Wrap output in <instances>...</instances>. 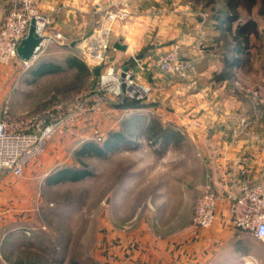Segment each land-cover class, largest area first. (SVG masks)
Returning a JSON list of instances; mask_svg holds the SVG:
<instances>
[{
  "label": "rangeland",
  "instance_id": "374dc122",
  "mask_svg": "<svg viewBox=\"0 0 264 264\" xmlns=\"http://www.w3.org/2000/svg\"><path fill=\"white\" fill-rule=\"evenodd\" d=\"M14 3L15 0L9 4L5 15ZM221 5L220 0H115V3L110 4V9L104 11L103 18L100 13L92 14L88 21L89 31L78 43L79 57L83 40L106 26L111 28L108 56L113 59L116 68L121 67L124 61H116L114 57L113 31L119 21L128 17L129 12L146 10L152 25L162 23L164 16L170 20L166 25L167 33H174L176 37L168 44V48L173 43L186 41L188 45H182L181 53L185 58L195 60V69L187 79L160 73L155 63L166 50H157L155 47L151 49L153 54L148 64L129 56L125 63L134 61L131 65L134 79L150 86V96L144 102L124 99L115 102L108 98L102 111L87 116L95 119L93 130L77 136V140L67 146L58 170L81 168L82 164L76 157L81 145L93 141L102 146L112 131L123 132L130 143H122L119 149L104 157L82 159L91 175L81 181L43 186L40 189L43 202L30 222L33 227H0V264H71L73 261L78 264H112L117 259V243L115 237L110 240L107 238L116 233L118 227H136L141 218L146 223H154L158 219L159 223L169 227H193L196 200L212 185L211 176L209 173L204 176L206 169L199 162L202 153L196 135L189 137L190 140L184 138L175 146L176 143L163 146L151 142L148 137L140 140L130 138L123 125L129 123L131 127L142 128L141 119L146 118L145 122L156 119L161 126L180 131L183 121H188L195 131L200 124L197 119L199 113L204 110L210 113L216 111L212 91L217 84L213 81V74L220 71L222 63L219 57L207 59L206 48L210 47L208 38L219 35L213 28L215 23L211 15L212 9ZM120 11H124L126 17L109 22L108 15H117ZM256 19L262 38L253 40V43L259 48L264 46V20ZM183 36L185 39H182ZM189 51H192L191 55ZM40 59L28 70L24 71L23 66H19L21 79L28 80L39 73L43 66L39 64ZM136 62H139L142 69ZM251 64L250 69L238 71L236 79L244 90L249 91L245 95L252 97V88L264 87V50L255 51ZM73 77L72 74L61 78L58 76L51 81V85L68 84L70 79L73 83ZM99 78V75H91L89 79L81 81L71 94L94 91ZM205 86H208L207 91ZM204 90L209 96L203 95ZM67 98L60 92L51 93L45 102L17 119L51 109ZM255 106L253 110L262 111ZM182 158L189 160V166L177 163ZM135 174L142 178L141 185L136 190L133 186L129 187L126 197L130 196L131 199L124 202V186L133 181ZM158 190L169 194L165 204L168 211L166 216L163 215L165 208L162 207L156 215L150 214L149 202L157 201L154 194ZM134 191L138 192L136 199L133 198ZM137 206H141L142 211L135 217ZM241 263L239 261L237 264Z\"/></svg>",
  "mask_w": 264,
  "mask_h": 264
},
{
  "label": "crops",
  "instance_id": "0c3cea01",
  "mask_svg": "<svg viewBox=\"0 0 264 264\" xmlns=\"http://www.w3.org/2000/svg\"><path fill=\"white\" fill-rule=\"evenodd\" d=\"M12 1L0 0V23ZM112 2L115 3V0H40V9L50 20V33H59L64 40L49 46L39 61L43 65L39 73L28 80L21 79L17 63L0 67V117L5 108L12 118L23 117L45 102L51 93L60 92L70 97L71 91L81 81L90 78V69L79 57L78 43L89 31L88 21L92 14L100 13L103 18L104 11L110 9ZM150 22L146 10H142L129 12L126 19L117 23L112 43L119 41L127 45L126 52L114 50L116 61H124L121 66L133 69L131 65L134 61L125 63L129 56L148 64L153 47L167 50L168 44L174 41V33H167L166 30L169 19L164 16L159 25L154 24L155 21L154 25ZM182 39H185L184 36ZM181 44L188 45L186 41H181ZM189 53L191 55L192 51ZM71 74L74 76L73 83L70 79L68 84L51 85V81L58 76ZM205 87L207 91L208 86ZM252 89L251 97L245 95L249 91L244 90L237 79L217 84L212 91L216 111L199 113L197 119L200 124L195 131L188 121H183L179 131L180 142L195 135L200 142L202 155L199 162L206 169L203 174L206 176L209 173L219 196L216 224L209 231L201 232L192 227H169L159 223L158 219L154 223H146L141 218L136 227H118L116 233L107 238L115 237L117 243V259L112 264H237L246 256L264 261V245L228 222L224 197L228 191L237 193L244 182L264 183V87ZM206 91L203 95L209 96ZM254 106L262 111L253 110ZM94 120L91 116L86 117L70 131L58 133L44 153L26 165L23 177L17 178L10 172L0 173V227H33L30 222L43 202L40 189L47 185V178L63 163L67 146L77 140V136L93 130ZM241 121L246 123L243 131L240 129ZM135 132L139 135L136 139L143 138L141 128ZM138 142L142 145L141 141ZM155 144L163 145L160 140ZM177 163L189 166L187 158ZM141 179L135 174L133 181L124 186V202L131 199L126 197V191L131 186L136 190L141 185ZM134 192L133 198L136 199L138 192ZM154 196L157 201H150L148 207L150 214L156 215L159 208H165L169 194L158 190ZM125 209L123 206V211ZM166 210L165 216L168 214ZM141 211V206H137L135 217Z\"/></svg>",
  "mask_w": 264,
  "mask_h": 264
},
{
  "label": "built area",
  "instance_id": "2783aa9c",
  "mask_svg": "<svg viewBox=\"0 0 264 264\" xmlns=\"http://www.w3.org/2000/svg\"><path fill=\"white\" fill-rule=\"evenodd\" d=\"M126 17L124 11L108 15L109 22ZM34 21V34L40 38L28 60L20 59L18 47L26 38L29 26ZM50 20L40 9V0H15L0 26V66L18 63L23 70L32 68L46 53L49 46L64 40L59 33L51 34ZM111 28L103 26L92 36L83 40L80 58L91 74L101 67L97 88L88 94H75L51 109L29 115L22 119L12 118L7 109L0 117V173L10 172L13 176H24L26 165L40 157L52 139L60 132L75 128L88 115L99 113L108 98L117 102L121 99L144 102L151 94L150 86L134 79L132 70L123 72L116 68L108 56ZM182 44L173 43L159 55L155 67L160 73L177 78H188L195 69V60L185 58ZM135 57V56H134ZM137 66L142 69L139 62ZM110 96V97H109ZM241 130L246 128L240 122ZM245 175V170L242 171ZM227 204L228 222L238 231L248 233L264 245V183L241 184L239 191H228L224 195ZM219 196L215 185H209L196 200L193 229L209 231L217 222ZM241 264H264L253 256L243 257Z\"/></svg>",
  "mask_w": 264,
  "mask_h": 264
},
{
  "label": "trees",
  "instance_id": "16d2710c",
  "mask_svg": "<svg viewBox=\"0 0 264 264\" xmlns=\"http://www.w3.org/2000/svg\"><path fill=\"white\" fill-rule=\"evenodd\" d=\"M222 5L212 9L211 19L214 21V30L219 33L215 37H209L207 42L210 47L206 48V58L219 57L222 67L219 72H214L213 81L216 84L236 80L237 72L250 69L255 51L264 50V46L256 47L253 40H260L262 34L258 29L256 18L264 20V0H220ZM209 4H214L210 2ZM243 16H246L244 18ZM222 38V39H221ZM223 40V42H220ZM212 55V56H211ZM144 119V120H143ZM141 119L144 127L142 137H148L151 142L179 143L181 135L169 127L161 126L156 119ZM124 131L130 138L135 135L136 127L131 124L123 125ZM129 142L127 135L121 131H112L109 138L100 146L98 143L90 141L81 145L76 153V157L81 162L82 167L63 168L55 171L47 178V185H56L63 182H78L91 175L82 159L89 157H104L109 152L119 149L122 143ZM34 264V263H32ZM71 264H78L73 261Z\"/></svg>",
  "mask_w": 264,
  "mask_h": 264
},
{
  "label": "water",
  "instance_id": "95a60500",
  "mask_svg": "<svg viewBox=\"0 0 264 264\" xmlns=\"http://www.w3.org/2000/svg\"><path fill=\"white\" fill-rule=\"evenodd\" d=\"M35 25L34 21L31 22L26 38L21 42L18 47V55L22 60H28L33 53L34 48L39 44L40 38H38L35 34ZM113 49L116 51L126 52L127 45L121 44L119 41H116L113 44ZM113 61V59H111ZM128 67L123 68V72L128 71ZM101 67H97L94 70V74L98 76L100 74Z\"/></svg>",
  "mask_w": 264,
  "mask_h": 264
}]
</instances>
